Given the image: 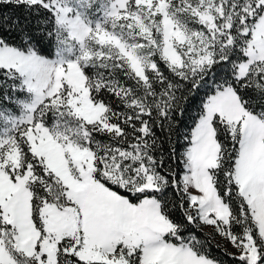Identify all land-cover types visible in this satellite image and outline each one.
<instances>
[{"label": "snow or ice", "instance_id": "6c2138e0", "mask_svg": "<svg viewBox=\"0 0 264 264\" xmlns=\"http://www.w3.org/2000/svg\"><path fill=\"white\" fill-rule=\"evenodd\" d=\"M0 6V264H264V0Z\"/></svg>", "mask_w": 264, "mask_h": 264}, {"label": "trees", "instance_id": "16d2710c", "mask_svg": "<svg viewBox=\"0 0 264 264\" xmlns=\"http://www.w3.org/2000/svg\"><path fill=\"white\" fill-rule=\"evenodd\" d=\"M0 14H2L3 17L8 18L9 24H11L13 20L18 19L19 24L16 25L17 30L25 27L28 30H31L35 25L36 18L33 16L30 19H27L30 16V14L28 12H25L23 8H15L12 6H7V7L0 6ZM187 123L190 124L191 121L189 120L187 121ZM165 147H167V145H165ZM205 231H210V230L206 228ZM218 254L219 253L217 252V250L213 249V255H218Z\"/></svg>", "mask_w": 264, "mask_h": 264}, {"label": "rangeland", "instance_id": "374dc122", "mask_svg": "<svg viewBox=\"0 0 264 264\" xmlns=\"http://www.w3.org/2000/svg\"><path fill=\"white\" fill-rule=\"evenodd\" d=\"M208 229L211 231V229H210V228H208ZM216 239H217V240H219L220 238H219V237H217ZM229 247H230V246H229Z\"/></svg>", "mask_w": 264, "mask_h": 264}]
</instances>
